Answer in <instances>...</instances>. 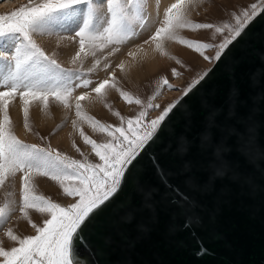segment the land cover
Instances as JSON below:
<instances>
[{"label":"snow or ice","instance_id":"snow-or-ice-1","mask_svg":"<svg viewBox=\"0 0 264 264\" xmlns=\"http://www.w3.org/2000/svg\"><path fill=\"white\" fill-rule=\"evenodd\" d=\"M199 0H175L165 9L155 31L143 43L154 45L158 53L168 55L169 42H178L200 54L205 60L219 61L224 51L241 36L247 25L260 12L261 4L251 5L235 17L234 23L217 26L212 23L194 22L190 10ZM87 5L80 16L72 14L76 5ZM144 0H105L103 11L93 0H27L26 4L0 14V38L7 43L0 50V191L4 201L0 203V227L6 224L14 212L19 211L21 218L27 220L35 229L34 235L20 236L12 228L6 236L16 246L5 248L0 243V264H83L80 247L90 254L89 228L94 224L104 207L119 192L126 172L141 151L156 136L158 129L180 99L169 103L163 111L151 120H146L150 109L159 108L154 103L161 89H173L167 77H162L157 91L147 103L119 86L110 57L120 51V46L130 41L137 30H142L149 22ZM214 30L225 33L219 44L202 39L187 38L180 35L182 30ZM46 35L54 37L56 44L64 41L75 43L77 50L70 58L71 67H65L57 59L56 53H48L35 37ZM217 49L214 56L206 55L207 50ZM143 51V46H139ZM137 52L129 51L133 59ZM91 58V66L84 64ZM176 62L182 63L177 57ZM124 71L126 63L121 61L115 66ZM102 70L109 73L107 78L93 80L91 74ZM173 76L181 73L173 68ZM208 75L203 73L191 82L184 95L192 91ZM86 89L77 93V89ZM115 89L128 104L141 106L134 117L125 118L119 111L120 124L104 123L88 113L85 104L98 100L107 102L108 92ZM19 97L22 102L24 127L32 132L29 120L30 108L39 104L47 112L51 102L62 105L74 113L76 119L71 124L99 162L89 160L73 141V147L81 154V159L51 146L47 137L40 136L45 144L27 143L14 131L9 108ZM87 124L93 132L106 135L107 139L98 142L84 131ZM58 125L57 128L62 127ZM55 131V130H54ZM54 134V133H53ZM36 135L39 136L37 132ZM20 177L21 197L19 203L14 199L16 177ZM38 177L55 182L65 196L74 202L62 205L50 196L38 192ZM181 196L180 192H177ZM30 211L46 218L37 224L31 219ZM204 251V249H201Z\"/></svg>","mask_w":264,"mask_h":264},{"label":"water","instance_id":"water-1","mask_svg":"<svg viewBox=\"0 0 264 264\" xmlns=\"http://www.w3.org/2000/svg\"><path fill=\"white\" fill-rule=\"evenodd\" d=\"M206 72L89 228L83 264H264V12Z\"/></svg>","mask_w":264,"mask_h":264},{"label":"rangeland","instance_id":"rangeland-1","mask_svg":"<svg viewBox=\"0 0 264 264\" xmlns=\"http://www.w3.org/2000/svg\"><path fill=\"white\" fill-rule=\"evenodd\" d=\"M2 1L4 0H0V14L10 12L27 3V0H15L8 6H1ZM93 2L97 6H100L101 10L103 11L102 4H105V0H103V2H100L99 0H93ZM173 2H175V0L166 2L162 5V7L160 8V17H158L159 19L163 18L165 9ZM144 3L147 10V0H144ZM254 3L259 6L261 4V0H199L198 4L194 5L190 10L189 15L190 19H192L194 22L212 23L220 26L224 23H234L235 17L237 15H241L246 9L251 10V5ZM86 7L87 5L84 4L76 5L74 6V10H72V14L75 15V9L78 10V13L81 10L83 12ZM82 12H79L80 15ZM157 26L158 24L156 23L154 27L156 28ZM154 27L153 29H150L151 31L148 30V32L147 30L143 29L145 33L142 34L144 35L141 34V32L143 31L138 29L137 35H135L126 44L121 45L120 51L110 57V61L113 66L110 71L115 70L117 79L119 80L120 88L132 93L133 96L139 97L145 103H147L149 98L157 91V86L162 77H167L171 84L176 85V87L173 89L164 87L160 90L161 94L157 96L155 101H153L154 103L159 104L160 107L156 109H150L148 111L146 120L154 119L155 117L160 115V113L169 103L176 101L178 97L182 95L189 87L191 82L195 79H198L203 73H205L214 62V60H205L200 54L194 52L191 49H188L186 46L178 42H169L166 46V51L168 52L167 57L164 59L163 63L157 66V68L155 67V69L148 70L145 68H136L138 65L135 66L132 70L125 69L124 71H121L120 69L116 68L115 66L117 65V58L121 56L125 52V50H127V47L129 48V46L137 44L139 40V42H144L155 31ZM180 35L187 38L202 39L209 43L219 44L220 42H222L224 37L228 35V33H216L214 30L193 31L185 29L181 31ZM52 38L53 37H49L46 35H37L35 37L37 42L40 43L48 53L55 52L60 63H62L65 67H71L69 61L71 56L77 50V45L75 43H69L68 41H64L62 44L57 45L56 41L50 40ZM6 43V38H0V50H3L2 46ZM67 44L70 47L69 49ZM216 50L217 49L215 48L209 49L207 50L206 55L214 56ZM172 57L179 58L182 63L178 64ZM91 63L92 60L91 58H89V60L85 62L84 67L87 68L91 66ZM142 65H144V63H141L139 67H141ZM173 68L177 69V71H179L181 75L178 77L173 76L171 71ZM135 70L137 71L136 74H134ZM149 71L151 72L149 73ZM108 75L109 73L107 72L97 70V72L91 74V78L94 81L101 80L107 78ZM85 90L86 89L83 88L77 89L76 94H79L80 92ZM107 102L111 105V108H109L104 102L98 100L87 102L85 104V107L89 114L95 116L102 122L117 126L120 124V119L114 114L116 111H119L121 115H123L125 118H128L134 117L141 110L140 105H136L134 103H126L120 97L119 92L115 89H112L108 92ZM37 108H39V110L41 109L40 114H42L43 117H39L36 115ZM9 114L13 121L14 131L21 140H24L27 143L43 145L46 143V141L41 140L40 136H44L47 137L48 140H50L51 146L53 148L67 153L73 158L81 159V154L78 153L73 147V141H75L76 145L81 149V151L85 154V156H87L89 160H92L93 162H99L98 157H96L95 154L92 153L91 146L86 145L83 142V139L80 137L78 131L73 128L71 120L76 119L74 113L69 112V110L63 108L62 105L51 102L48 111L45 112L39 104H33L29 112V120L33 128L32 132L27 131L25 127L24 131L22 132L21 129L17 127L20 125L19 123H22L24 125L22 102L20 101L19 97H17V99L11 103ZM47 117L49 119H47ZM62 123L63 126L57 128V126L61 125ZM83 127L84 131L98 142L107 139L106 135L98 132H93V130L87 124H84ZM37 132L39 133V136L36 135ZM60 138L62 141L59 140ZM36 184L38 192L40 194L50 196L52 199L60 202L62 205H67L74 202V198L65 196L62 192V189L55 182L47 178L38 177L36 180ZM20 188V177L17 176L14 181V188L10 189L14 192V199L17 201V203H19L21 197ZM3 201L4 192L0 191V203H2ZM30 216L31 219L37 224L42 223V221L46 218L44 215L35 211H30ZM8 228H12L15 233L20 236L35 234V229L30 226L27 220L21 218V214L19 213V211L14 212L11 219L2 227H0V243H2V246H4L5 248L16 246V243L6 236V230Z\"/></svg>","mask_w":264,"mask_h":264},{"label":"bare ground","instance_id":"bare-ground-1","mask_svg":"<svg viewBox=\"0 0 264 264\" xmlns=\"http://www.w3.org/2000/svg\"><path fill=\"white\" fill-rule=\"evenodd\" d=\"M15 0H4V1H2V4H1V6L2 5H5V6H8L9 4H11L12 2H14ZM100 2L102 1L103 2V0H99ZM169 1H172V0H147V10H146V13L149 15V17H150V19H149V22H148V24L143 28L144 30H147V32H148V30H150L151 28L153 29V27L156 25V23H157V19L159 20V18L158 17H160V12H161V10H160V8L162 7V5L163 4H165L166 2H169ZM99 3V2H98ZM146 3V2H145ZM102 6H103V4H102ZM79 7V6H78ZM78 9H80V8H78ZM74 10V9H73ZM76 10V13H77V9H75ZM79 12H82V10L81 11H79ZM78 12V13H79ZM75 13V15H77V16H80V13H79V15H78V13L76 14ZM163 13V12H162ZM155 28V27H154ZM143 29H142V31H143ZM151 31V30H150ZM142 33H145L144 31L143 32H141V34ZM137 35V34H136ZM142 35H144V34H142ZM140 38V37H139ZM50 40H52V41H56L55 40V38L53 37L52 39H50ZM140 41V40H139ZM138 41V43L137 44H133L132 46H129V48L127 47V50H125V52L121 55V56H119L118 58H117V64H119L121 61H123V62H125L126 63V70H132V69H134V67L135 66H137L136 68H145V69H148V70H151V69H155V67L157 68V66H159L161 63H163V61H164V59L167 57V55H164V54H162V53H158V52H156L155 50H154V45H152L151 43L150 44H148V45H145L143 42H139ZM69 44V43H68ZM67 44V45H68ZM66 45V46H67ZM139 46H143V51H140L139 50ZM70 47H69V45H68V49H69ZM129 51H135V52H137L138 54H137V57L135 58V59H133V58H131V57H129L128 55H127V53L129 52ZM68 52H69V50H68ZM67 55V54H66ZM67 57V56H66ZM167 60V59H166ZM115 62V61H114ZM169 62V61H168ZM141 63L143 64L144 63V65H142L141 67H139L140 65H141ZM166 64V63H165ZM160 69V68H159ZM137 70V69H136ZM134 71L133 73L134 74H136V72L138 71ZM145 71H147V70H145ZM119 72V71H118ZM151 71H149V73H150ZM143 73V72H142ZM117 75V74H116ZM139 76V75H138ZM105 77V76H104ZM128 77V76H127ZM143 77V76H142ZM141 77V78H142ZM133 78V77H132ZM129 79V78H128ZM134 79V78H133ZM140 79V78H139ZM131 81V80H130ZM16 109V108H15ZM17 109H18V107H17ZM34 110V109H33ZM41 110V109H40ZM40 110H39V108H37L36 109V115L37 116H39V117H43V115L42 114H40ZM18 115V114H17ZM47 119H49L48 117H47ZM46 120V119H45ZM48 121V120H47ZM20 124V125H19ZM18 125L19 126H17L18 128H20L21 129V131L23 132L24 131V125L22 124V123H19ZM59 136H60V134H59ZM67 138V137H66ZM60 141H62L61 140V138L59 139ZM58 140V141H59Z\"/></svg>","mask_w":264,"mask_h":264}]
</instances>
